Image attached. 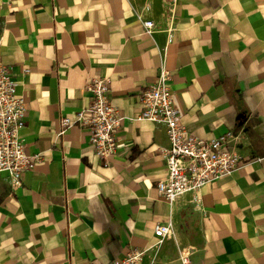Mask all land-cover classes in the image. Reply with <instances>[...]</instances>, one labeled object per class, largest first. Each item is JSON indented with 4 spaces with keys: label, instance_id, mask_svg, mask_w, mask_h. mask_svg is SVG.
I'll use <instances>...</instances> for the list:
<instances>
[{
    "label": "crops",
    "instance_id": "1",
    "mask_svg": "<svg viewBox=\"0 0 264 264\" xmlns=\"http://www.w3.org/2000/svg\"><path fill=\"white\" fill-rule=\"evenodd\" d=\"M154 23L151 35L142 22ZM0 58L26 101L20 138L37 160L12 188L0 174V264H110L132 249L142 264H264V0H0ZM161 66L192 135L226 131L239 156L230 175L167 202L159 146L165 127L125 120L118 148L100 159L89 132L59 133L108 77L123 115ZM27 70V71H26ZM171 236L157 243L156 223Z\"/></svg>",
    "mask_w": 264,
    "mask_h": 264
},
{
    "label": "built area",
    "instance_id": "2",
    "mask_svg": "<svg viewBox=\"0 0 264 264\" xmlns=\"http://www.w3.org/2000/svg\"><path fill=\"white\" fill-rule=\"evenodd\" d=\"M178 0H165L168 11H172ZM144 32L151 35L154 23L142 22ZM27 71V70H26ZM170 71L161 66L155 80L140 91L141 110L134 117L123 115L109 98L108 77H92L85 84L90 95L87 107L77 110L73 118L60 119L59 133L69 126L77 125L89 132V143L94 153L103 160L111 158L117 151V132L125 120H148L165 127L167 146H159L166 176L157 181L158 193L169 203L184 193L196 197L205 185L227 175L239 166V156L229 148L230 142L237 138L232 131H226L210 139H202L190 134L181 123L182 112L176 105L170 82ZM18 82L11 69L0 58V174L5 173L12 188L21 185V175L37 156L25 153L20 130L25 125L27 105L17 93ZM170 220L156 223L153 234L157 243L171 236L173 227ZM192 249H180L175 264H191ZM144 250L132 249L122 258L110 264H142ZM152 264V262H151Z\"/></svg>",
    "mask_w": 264,
    "mask_h": 264
}]
</instances>
